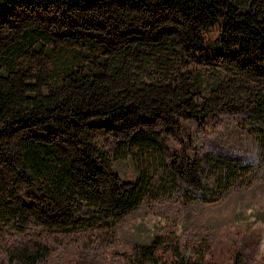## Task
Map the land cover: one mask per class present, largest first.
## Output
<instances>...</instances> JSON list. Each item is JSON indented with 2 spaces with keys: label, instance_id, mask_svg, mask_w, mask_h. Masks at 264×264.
I'll return each mask as SVG.
<instances>
[{
  "label": "trees",
  "instance_id": "16d2710c",
  "mask_svg": "<svg viewBox=\"0 0 264 264\" xmlns=\"http://www.w3.org/2000/svg\"><path fill=\"white\" fill-rule=\"evenodd\" d=\"M222 108L245 112L264 161V0H0V228L112 229L178 180L187 200L217 199L247 164L165 139L189 137L181 117L203 125ZM46 256L23 242L0 264ZM125 257L215 264L206 238L172 227Z\"/></svg>",
  "mask_w": 264,
  "mask_h": 264
},
{
  "label": "rangeland",
  "instance_id": "374dc122",
  "mask_svg": "<svg viewBox=\"0 0 264 264\" xmlns=\"http://www.w3.org/2000/svg\"><path fill=\"white\" fill-rule=\"evenodd\" d=\"M180 120L191 134L165 136L170 150L232 155L247 164L248 173L212 201L185 199L178 180L176 188L143 200L112 229H59L36 222L23 230L1 227L0 259L7 260L12 245L39 242L47 250L43 264H132L125 257L132 245L162 227H172L184 243L206 238L215 264L230 261L232 252L239 253V264H257L264 257V161L248 132L245 112L222 108L203 125L186 117ZM99 138L110 148L111 135ZM130 165L126 158L114 160L115 170L125 177Z\"/></svg>",
  "mask_w": 264,
  "mask_h": 264
}]
</instances>
